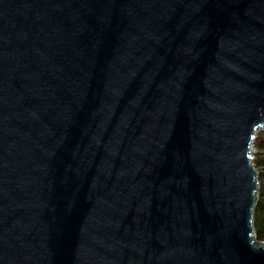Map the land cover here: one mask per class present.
Here are the masks:
<instances>
[{"label":"water","instance_id":"obj_1","mask_svg":"<svg viewBox=\"0 0 264 264\" xmlns=\"http://www.w3.org/2000/svg\"><path fill=\"white\" fill-rule=\"evenodd\" d=\"M264 0H0V264H264Z\"/></svg>","mask_w":264,"mask_h":264},{"label":"trees","instance_id":"obj_2","mask_svg":"<svg viewBox=\"0 0 264 264\" xmlns=\"http://www.w3.org/2000/svg\"><path fill=\"white\" fill-rule=\"evenodd\" d=\"M254 147V163L260 180L259 198L254 211V226L257 237L264 240V129L258 132Z\"/></svg>","mask_w":264,"mask_h":264},{"label":"rangeland","instance_id":"obj_3","mask_svg":"<svg viewBox=\"0 0 264 264\" xmlns=\"http://www.w3.org/2000/svg\"><path fill=\"white\" fill-rule=\"evenodd\" d=\"M254 149H255V147H254ZM255 151V150H254Z\"/></svg>","mask_w":264,"mask_h":264},{"label":"bare ground","instance_id":"obj_4","mask_svg":"<svg viewBox=\"0 0 264 264\" xmlns=\"http://www.w3.org/2000/svg\"><path fill=\"white\" fill-rule=\"evenodd\" d=\"M255 150V149H254ZM255 152V151H254Z\"/></svg>","mask_w":264,"mask_h":264}]
</instances>
